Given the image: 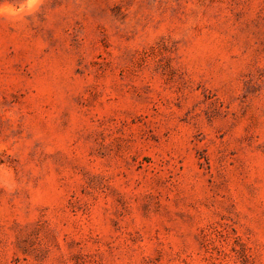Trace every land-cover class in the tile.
Wrapping results in <instances>:
<instances>
[{
    "label": "rangeland",
    "instance_id": "1",
    "mask_svg": "<svg viewBox=\"0 0 264 264\" xmlns=\"http://www.w3.org/2000/svg\"><path fill=\"white\" fill-rule=\"evenodd\" d=\"M0 264H264V0H0Z\"/></svg>",
    "mask_w": 264,
    "mask_h": 264
},
{
    "label": "clouds",
    "instance_id": "2",
    "mask_svg": "<svg viewBox=\"0 0 264 264\" xmlns=\"http://www.w3.org/2000/svg\"><path fill=\"white\" fill-rule=\"evenodd\" d=\"M29 5H34L36 3H38V0H28Z\"/></svg>",
    "mask_w": 264,
    "mask_h": 264
}]
</instances>
